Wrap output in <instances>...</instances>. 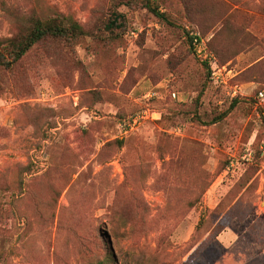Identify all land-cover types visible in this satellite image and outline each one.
<instances>
[{
  "label": "rangeland",
  "instance_id": "374dc122",
  "mask_svg": "<svg viewBox=\"0 0 264 264\" xmlns=\"http://www.w3.org/2000/svg\"><path fill=\"white\" fill-rule=\"evenodd\" d=\"M145 1L0 0V264H264V0Z\"/></svg>",
  "mask_w": 264,
  "mask_h": 264
},
{
  "label": "trees",
  "instance_id": "16d2710c",
  "mask_svg": "<svg viewBox=\"0 0 264 264\" xmlns=\"http://www.w3.org/2000/svg\"><path fill=\"white\" fill-rule=\"evenodd\" d=\"M150 0L145 1V7L150 11L155 17L163 20L165 19L162 13H159L155 6H151ZM118 18H114L110 21V26L115 27ZM108 26V27H110ZM83 30L77 23H71L68 27L62 26L59 22L55 20L41 21L38 18L30 19V26L25 30L24 34L17 36L15 38H10L5 40V46L0 51V68L4 65L14 63L22 58L34 45L46 38H72L76 36L83 35ZM188 43L192 45V36H187ZM194 50V49H193ZM235 102V100H234ZM232 103V105L234 104ZM219 118H216L212 124L216 123ZM120 146L122 141H116Z\"/></svg>",
  "mask_w": 264,
  "mask_h": 264
},
{
  "label": "built area",
  "instance_id": "2783aa9c",
  "mask_svg": "<svg viewBox=\"0 0 264 264\" xmlns=\"http://www.w3.org/2000/svg\"><path fill=\"white\" fill-rule=\"evenodd\" d=\"M192 45L194 52L196 54H201L202 59L206 61V63L209 65L211 69V79L217 80L218 77H220V74L223 70L222 67L218 66L215 62V59L208 53L206 50H204V45L201 43L200 38L196 35L192 36ZM203 45V46H202ZM200 56V55H199ZM216 76V77H214ZM256 99L262 103H264V90H259L256 94ZM133 124L136 122V119L132 120Z\"/></svg>",
  "mask_w": 264,
  "mask_h": 264
}]
</instances>
